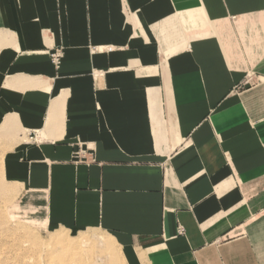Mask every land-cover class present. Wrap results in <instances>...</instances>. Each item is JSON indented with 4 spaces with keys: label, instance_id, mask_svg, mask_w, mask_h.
<instances>
[{
    "label": "crops",
    "instance_id": "obj_1",
    "mask_svg": "<svg viewBox=\"0 0 264 264\" xmlns=\"http://www.w3.org/2000/svg\"><path fill=\"white\" fill-rule=\"evenodd\" d=\"M0 148L40 234L264 264V0H0Z\"/></svg>",
    "mask_w": 264,
    "mask_h": 264
},
{
    "label": "rangeland",
    "instance_id": "obj_2",
    "mask_svg": "<svg viewBox=\"0 0 264 264\" xmlns=\"http://www.w3.org/2000/svg\"><path fill=\"white\" fill-rule=\"evenodd\" d=\"M57 51L61 52L59 48L50 52L51 62L55 66L62 57L53 62V54ZM2 154L0 148V157ZM6 188L9 189L0 177V264H115V246L109 251L101 248V238L106 239L105 236L87 233L72 237L62 231L38 233L24 217L14 214L13 201L10 197L7 199ZM59 233L60 236L55 238ZM81 241L83 243L79 246Z\"/></svg>",
    "mask_w": 264,
    "mask_h": 264
},
{
    "label": "built area",
    "instance_id": "obj_3",
    "mask_svg": "<svg viewBox=\"0 0 264 264\" xmlns=\"http://www.w3.org/2000/svg\"><path fill=\"white\" fill-rule=\"evenodd\" d=\"M61 55H62V52H60V51L55 52V53L53 54V62L56 63L57 58H59Z\"/></svg>",
    "mask_w": 264,
    "mask_h": 264
}]
</instances>
